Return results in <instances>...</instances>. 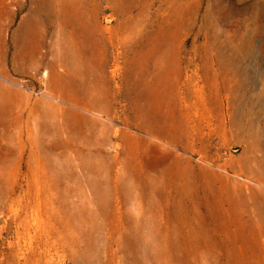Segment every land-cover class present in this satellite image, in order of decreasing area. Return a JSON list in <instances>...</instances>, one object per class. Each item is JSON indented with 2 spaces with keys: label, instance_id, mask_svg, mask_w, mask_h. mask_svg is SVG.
I'll use <instances>...</instances> for the list:
<instances>
[{
  "label": "rangeland",
  "instance_id": "1",
  "mask_svg": "<svg viewBox=\"0 0 264 264\" xmlns=\"http://www.w3.org/2000/svg\"><path fill=\"white\" fill-rule=\"evenodd\" d=\"M251 156L264 0H0V264H264Z\"/></svg>",
  "mask_w": 264,
  "mask_h": 264
},
{
  "label": "bare ground",
  "instance_id": "2",
  "mask_svg": "<svg viewBox=\"0 0 264 264\" xmlns=\"http://www.w3.org/2000/svg\"><path fill=\"white\" fill-rule=\"evenodd\" d=\"M76 1V0H75ZM83 25V24H82ZM30 26V25H29ZM26 27V26H25ZM76 59V58H75ZM41 62L38 61H34L31 63V65H29L28 67L29 68H35L34 70H39V67L41 66ZM77 64V63H76ZM75 64V66H76ZM51 71H53L51 69ZM95 87V85H89L86 87V89H84V99L85 101L90 104V106H92V108H100L102 106V104H104L102 98L100 97L98 91H96L95 89H93ZM83 90V89H82ZM51 91V90H50ZM58 92H60V90H58ZM51 95V94H50ZM46 97H48L49 99H47L46 101H43L45 105H47L48 108L52 109L54 111V115H52V117H57L59 116L58 115V110H61L63 109L64 107L60 104V103H64L63 100H60L58 97L56 98H53L49 95H47ZM54 100V101H53ZM68 105V104H67ZM109 108V107H108ZM60 113V112H59ZM36 123L38 124L40 122V118H37L36 119ZM30 121V120H29ZM240 127V126H239ZM243 127V126H242ZM241 129V128H240ZM243 130V128H242ZM242 132V131H241ZM244 134V133H243ZM247 135V134H246ZM249 136V135H248ZM251 137V136H249ZM249 139V138H248ZM87 143V142H86ZM249 143V142H248ZM253 143V142H252ZM251 145V144H250ZM254 146V145H253ZM252 147V145H251ZM253 148V147H252ZM251 149V148H250ZM249 148H246V150L244 151V154L245 156L249 155V154H252L253 151L251 152ZM257 153V152H256ZM254 154V153H253ZM253 156V155H252ZM250 157L249 158V162L252 163L254 166V168L257 170V172H264L263 169H264V163H261L260 161L258 160H255V158L253 157ZM249 157V156H248ZM255 157V156H254ZM256 182V181H255ZM259 182V181H258ZM257 183V182H256Z\"/></svg>",
  "mask_w": 264,
  "mask_h": 264
},
{
  "label": "crops",
  "instance_id": "3",
  "mask_svg": "<svg viewBox=\"0 0 264 264\" xmlns=\"http://www.w3.org/2000/svg\"><path fill=\"white\" fill-rule=\"evenodd\" d=\"M29 18H33V17H28V18H25L23 21H25V20H27V19H29ZM34 20H36V19H34ZM22 21V22H23ZM21 25H22V23L20 24V26H19V29L17 30V34H23L24 32H25V30H23V31H21L20 30V27H21ZM39 26V25H38ZM46 27H48V26H46ZM40 28L42 29L43 27H42V25H40ZM41 36L43 37H45V35H42V33H41ZM40 45V44H39ZM47 46V43H43L42 42V44L39 46V48H45ZM94 46V45H93ZM59 48H62V46H58V45H54V47H53V49L52 48H48L49 50H51V52H54L55 51V49H56V51L58 50ZM89 48H92V47H89ZM97 49H99V50H101L102 48H97ZM47 51V52H50V51ZM55 53H57V52H55ZM104 57V56H103Z\"/></svg>",
  "mask_w": 264,
  "mask_h": 264
}]
</instances>
